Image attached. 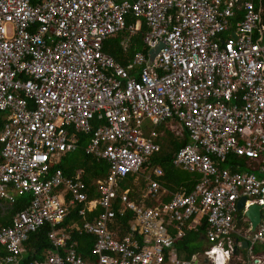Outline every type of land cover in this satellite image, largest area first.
<instances>
[{
  "label": "built area",
  "instance_id": "obj_1",
  "mask_svg": "<svg viewBox=\"0 0 264 264\" xmlns=\"http://www.w3.org/2000/svg\"><path fill=\"white\" fill-rule=\"evenodd\" d=\"M140 20L147 52L163 45L150 65L147 52L124 66L103 53ZM0 114V200L29 199L0 228V264H21L45 225L55 254L27 264H264L253 253L264 247V218L253 231L246 216L264 205V0H0ZM162 124L187 134L172 166L199 181L171 194L152 168L132 201L121 185H138ZM78 135L108 169L93 199L82 171L58 169ZM230 156L249 164L228 167ZM204 221L203 252L187 261L177 244ZM73 234L94 239L86 259Z\"/></svg>",
  "mask_w": 264,
  "mask_h": 264
},
{
  "label": "trees",
  "instance_id": "obj_2",
  "mask_svg": "<svg viewBox=\"0 0 264 264\" xmlns=\"http://www.w3.org/2000/svg\"><path fill=\"white\" fill-rule=\"evenodd\" d=\"M258 5V4H257ZM127 25L131 26L135 19L132 17L127 18ZM141 28L138 33L129 38L128 33L123 32L118 34L115 38L106 41L103 44V53L110 56L114 61L122 66L130 62L136 53H142L146 55L147 49L142 42V35L147 32V28L142 20ZM127 44V48L123 50L121 44ZM3 120L2 114H0V130L2 128ZM150 129H144V136L146 137L147 132ZM156 132L162 134L158 143L160 145V151L158 154L148 158L139 174L138 185L134 186V177H128L121 185L122 190L129 189V198L132 201H141L142 190L145 188L144 175L152 169L158 168L162 171L163 177L159 181L162 188L167 190L169 193L173 194L176 192H182L185 195H189L193 190L197 182L199 181V176L196 174H191L188 172L180 171L172 166V158L177 153L179 149L188 144V137L185 131L181 132V135H176L167 124H162L155 129ZM78 149L71 154L66 155L58 169L61 170L63 175L67 178L72 177L76 172L82 171L83 181L88 190L89 199L95 198L94 194V182L98 179H102L107 175L108 169L104 162L96 160L91 156L85 155V147L90 141V136L78 135ZM2 144L0 143V150ZM1 161V156H0ZM249 164L247 160L243 158H236L230 156L227 162L228 167L241 166L246 167ZM28 196L19 197L16 202L12 205H7L0 200V228L3 226H8L10 224L11 216L22 210L28 203ZM169 198L164 199V202H168ZM146 206H149L146 203ZM100 210L97 211V214ZM90 216L87 217L89 220ZM130 215L126 214L122 221L123 233L121 236L126 235V227L131 221ZM70 220H77L73 214ZM78 221V220H77ZM49 233L48 226H43L37 232L30 234L28 240L25 242L27 256H25L21 264H27L34 260L42 261L45 259L47 253L49 255L55 254V249L52 247L48 241L47 234ZM207 233V225L205 221L202 226L196 231L187 232L186 237L178 242L177 248L179 253L185 257L187 261H191L192 258L198 254H202L203 247L201 243H204V238ZM72 240L77 242V252L78 254L86 259L89 255L88 252L92 249L94 239L91 236L77 234L72 235Z\"/></svg>",
  "mask_w": 264,
  "mask_h": 264
},
{
  "label": "water",
  "instance_id": "obj_3",
  "mask_svg": "<svg viewBox=\"0 0 264 264\" xmlns=\"http://www.w3.org/2000/svg\"><path fill=\"white\" fill-rule=\"evenodd\" d=\"M231 37L233 40L237 39V37L234 33L231 34ZM162 47H163L162 43H159L154 49L149 50L147 52V59H148L149 65L153 62L154 58L159 53V51L161 50ZM245 204H246V199H242L239 202L238 207H239L240 211L245 208ZM263 209H264V205L263 206L253 205L247 211L246 216L249 218V220L252 223L253 231H255L257 226L261 223V218L262 217L264 218V211L262 213ZM247 249H248V244L244 243L243 244V250H247ZM194 264H210V260L207 257L202 256Z\"/></svg>",
  "mask_w": 264,
  "mask_h": 264
},
{
  "label": "rangeland",
  "instance_id": "obj_4",
  "mask_svg": "<svg viewBox=\"0 0 264 264\" xmlns=\"http://www.w3.org/2000/svg\"><path fill=\"white\" fill-rule=\"evenodd\" d=\"M147 126H148V124L145 122V123H144V127H147ZM143 132H144V129H143ZM173 132H174L176 135H180V134H181L180 128H179V127H176V126L173 127ZM134 181H135V180H134ZM201 246H202V247H203V246L205 247V243H201ZM263 248H264V247L257 246V247H255L253 253H254L255 255H258V254L264 252Z\"/></svg>",
  "mask_w": 264,
  "mask_h": 264
},
{
  "label": "clouds",
  "instance_id": "obj_5",
  "mask_svg": "<svg viewBox=\"0 0 264 264\" xmlns=\"http://www.w3.org/2000/svg\"><path fill=\"white\" fill-rule=\"evenodd\" d=\"M224 261H226V259H224Z\"/></svg>",
  "mask_w": 264,
  "mask_h": 264
},
{
  "label": "crops",
  "instance_id": "obj_6",
  "mask_svg": "<svg viewBox=\"0 0 264 264\" xmlns=\"http://www.w3.org/2000/svg\"><path fill=\"white\" fill-rule=\"evenodd\" d=\"M204 248V247H203Z\"/></svg>",
  "mask_w": 264,
  "mask_h": 264
}]
</instances>
